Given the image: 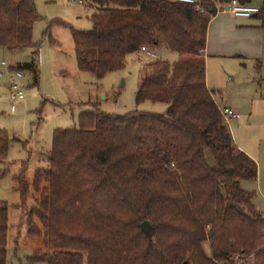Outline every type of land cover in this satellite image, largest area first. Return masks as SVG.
Returning a JSON list of instances; mask_svg holds the SVG:
<instances>
[{"label": "trees", "instance_id": "1", "mask_svg": "<svg viewBox=\"0 0 264 264\" xmlns=\"http://www.w3.org/2000/svg\"><path fill=\"white\" fill-rule=\"evenodd\" d=\"M90 1L91 28H70L78 69L101 79L141 46L176 52L172 63H145L135 91L137 104L167 107L114 114L92 104L78 114L77 127L53 130L48 166L31 181L37 193L31 216L41 227L30 221L26 228L44 249L27 256V264H222L235 255L244 259L240 264H264V217L240 187L256 178L257 164L235 146L205 81L207 26L230 0ZM37 19L34 0H0V50L31 48L27 61L8 66L29 71L36 87ZM8 141L0 129V162ZM13 180L23 203L30 184L20 173ZM7 221L1 201L0 264H6Z\"/></svg>", "mask_w": 264, "mask_h": 264}, {"label": "rangeland", "instance_id": "2", "mask_svg": "<svg viewBox=\"0 0 264 264\" xmlns=\"http://www.w3.org/2000/svg\"><path fill=\"white\" fill-rule=\"evenodd\" d=\"M34 4L38 19L33 24L32 41L40 43L38 86L32 85L29 71H22L17 82L24 96L11 99L9 78L5 77V67L0 66L5 74L0 78V129L9 135L7 156L0 162V176L4 174L0 177V201L6 202L8 210L6 264H27V256L44 249L42 238L29 236L26 228L30 221L41 227L37 218L31 216L37 197L31 181L37 169L48 166L47 154L54 129L77 127L78 114L91 110L92 104L114 114L135 110L163 113L167 107L162 102H135L139 72L154 57L131 53L122 69L107 73L101 79L78 69L70 28H91L90 17L96 5L90 0H34ZM30 53V47L1 49L0 60L10 66L27 61ZM153 54L170 63L178 58L176 52L165 48H158ZM244 61L205 57L206 74L216 104L231 108L236 114L227 121L235 146L257 164L256 178L241 181L240 187L252 193L254 207L264 216V87L260 89L259 81L251 79L254 72L251 67L243 68ZM206 158L212 165L208 151ZM18 173L30 184L23 203L14 189L13 176ZM203 248L209 254L207 242L203 243Z\"/></svg>", "mask_w": 264, "mask_h": 264}, {"label": "crops", "instance_id": "3", "mask_svg": "<svg viewBox=\"0 0 264 264\" xmlns=\"http://www.w3.org/2000/svg\"><path fill=\"white\" fill-rule=\"evenodd\" d=\"M252 5L260 8L258 14L249 18H238L227 11L218 10L207 26L206 43L203 50L207 59L226 60L228 58L244 59L243 68L251 67L252 80L259 81L260 89L264 87V0H251ZM260 14V15H259ZM154 58H156L154 56ZM3 60V59H2ZM222 63V61H220ZM3 76L11 81L14 70L8 66L4 68ZM205 81L208 88V76ZM209 89V88H208ZM213 95V94H212ZM214 98V97H213ZM218 106V104H216ZM218 108H221L218 106ZM259 179L260 167H259ZM1 202V201H0ZM5 202V201H4ZM6 203V202H5ZM261 213V212H260ZM263 216V215H262ZM264 217V216H263Z\"/></svg>", "mask_w": 264, "mask_h": 264}, {"label": "built area", "instance_id": "4", "mask_svg": "<svg viewBox=\"0 0 264 264\" xmlns=\"http://www.w3.org/2000/svg\"><path fill=\"white\" fill-rule=\"evenodd\" d=\"M79 2H81V0H78ZM169 1H176V2H182V3H189V4H194L195 0H169ZM221 8V9H220ZM196 9H198L200 12H203V9H201V7H199L198 4H196ZM222 10V11H227L228 13H230L232 16L236 17V18H248L254 14L259 13L260 8L252 5V4H241L239 3L237 0H230L226 5L222 6V7H218V10ZM138 53L145 55V56H150V57H154L155 55L148 50L145 46H141ZM0 66L2 67H6L7 63L5 60H0ZM1 76H3V72L0 69V78ZM22 76V71L20 70H15L13 72V75L11 77V81L9 82V97L11 99H22L24 94L23 91L21 89V87L19 86V83L17 82L18 79H20ZM12 109V107H11ZM220 114L222 115V118L224 119V121L227 123V121L231 118H234L236 116V114L233 112V110L231 108L228 107H221L219 108ZM244 262V259L239 257L238 255H235L233 257V262L230 263L228 261L223 262L222 264H240Z\"/></svg>", "mask_w": 264, "mask_h": 264}, {"label": "water", "instance_id": "5", "mask_svg": "<svg viewBox=\"0 0 264 264\" xmlns=\"http://www.w3.org/2000/svg\"><path fill=\"white\" fill-rule=\"evenodd\" d=\"M140 228L144 231L145 235L147 237H149L150 232H151V226L149 224V222L147 220H143L140 224H139Z\"/></svg>", "mask_w": 264, "mask_h": 264}]
</instances>
